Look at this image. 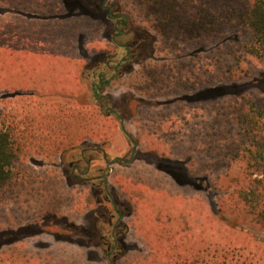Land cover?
<instances>
[{"label": "trees", "instance_id": "16d2710c", "mask_svg": "<svg viewBox=\"0 0 264 264\" xmlns=\"http://www.w3.org/2000/svg\"><path fill=\"white\" fill-rule=\"evenodd\" d=\"M135 4L138 12L128 11L132 18L128 26L132 29L138 23L140 28L147 30V25L142 23L153 17L154 24L152 21L150 28L155 31L156 37L151 51L134 63L136 69L133 67L127 75L113 81L109 89L113 91L110 100L113 97L118 99L117 93L122 91L128 98L127 101L120 100L119 104L127 113L128 120L138 125L139 130L149 128L151 134L161 133L162 136H158L162 139L173 131L181 118L180 111L192 108L206 110L219 104L222 110L221 97H231L230 101H225L229 104L226 107L229 117L224 121V126L229 134L227 140H230L226 145L225 158L238 160L243 171L240 187L233 194L236 200L234 206L238 214L252 218L256 227L264 229V107L252 99L244 98L245 92L257 93V86L243 90L238 95L235 92L245 87H234L250 80L249 73H244L243 69L242 75L234 71L237 67L240 69L241 61L248 55L264 65V0H135L133 6ZM123 23L127 24L126 21ZM178 41L183 45L182 53L179 51L180 46H177ZM209 42L215 46L211 47ZM107 45L112 46L111 42H107ZM192 47H196L195 50H191ZM165 49H168L167 52L160 54ZM178 51L181 54L178 55ZM210 67L214 72H209ZM174 68L183 75L173 73L171 69ZM185 68L188 73L182 71ZM139 79L144 81L145 88L134 85ZM220 85L226 86L223 88L225 91L220 89ZM117 86V90H114ZM169 96L174 97L172 103L185 104H177L170 112L155 109L154 102ZM191 96H197L199 100L202 96H209L211 101L198 107L189 102ZM16 98L21 96L16 94ZM53 104L50 113H55V117H52V125L47 129L45 123L36 118L42 113L27 111L26 106L22 112L11 113L0 109V205L3 200L20 204L16 193L26 191L30 195L26 199L30 207L34 205L35 210L37 207H47L44 213L38 210L35 213L39 214L36 216L39 222L33 226L36 229L34 231L33 228L23 227L20 211H15L19 222L16 229L12 225L3 227L0 221V264H97L86 251L91 247L84 224L87 217L83 211L87 212V205L77 208L69 216L67 205L61 201L64 197V181L59 161L64 152L79 146V143L108 139L110 129L117 128L118 124L113 116L108 115V111H101L87 91L79 95L72 94L64 102ZM218 107L215 110L218 111ZM161 120H168L169 127L164 126ZM78 127L84 128V135H79L81 132ZM206 130L210 131L209 127ZM215 130L214 135L207 134L205 138L211 136L212 140L218 137L219 130ZM190 136H200V131H194ZM138 139H141L140 136ZM222 153L220 157H224ZM144 159L146 166L151 167L152 171L164 172L171 178V184L179 189L191 188L198 182L197 177L188 171L192 157L188 156L181 163L178 159L151 152ZM153 161L156 164L154 166ZM162 163L168 164V167ZM17 188L20 191H16ZM231 195L226 193L220 196L218 204L221 209L225 207L224 197ZM210 204L214 207L213 203ZM1 214L6 217L4 213ZM229 216L233 217L231 214ZM235 220L237 224L242 221ZM226 223L232 231L244 230L229 220ZM183 224V227L173 229L170 241L156 238L161 246L169 243L167 248H157L161 255L167 257L168 264H264V243L252 234L244 240L232 237L222 242L213 239L217 235L210 228L200 229L188 222ZM26 232L32 233L33 237L48 236L63 248H59V254L51 258L40 252L34 256L35 253L28 248L14 247L21 243V237ZM146 244L151 245L152 240ZM177 244L176 248L171 247ZM67 247L70 248L69 253ZM4 256L9 259L4 260Z\"/></svg>", "mask_w": 264, "mask_h": 264}, {"label": "rangeland", "instance_id": "374dc122", "mask_svg": "<svg viewBox=\"0 0 264 264\" xmlns=\"http://www.w3.org/2000/svg\"><path fill=\"white\" fill-rule=\"evenodd\" d=\"M82 1L86 2V5L79 3V0H0V109L4 108L11 113L15 111L22 112V109L26 106L27 111H32L34 114L42 113V116L36 118L44 122L46 128L52 125L50 120L55 117V113H50V110L53 109V103H62L68 96L72 94L79 95L83 91H87L89 95H92V79L88 76V73L78 75L81 70L79 68L84 65L86 58L88 61H93L95 58L102 60L106 54H113L114 49L112 47L109 50L103 48L104 44L114 36V22L107 21L105 12L100 14L94 12L95 0ZM115 2L116 0H111V3ZM120 2H123V0H120ZM134 3L135 0L124 2L123 9L130 20L132 18L128 11L138 12L136 4L133 6ZM153 19V17H149L142 23L147 25V30L140 28L138 23L133 26L136 38H145V36L147 38L143 55L151 51L153 39L156 37L155 31L150 28ZM94 21L97 23L93 27L98 30L95 35L102 36L101 47L98 48L101 50L96 52L97 57L90 53L88 48L90 38L86 36L88 26ZM80 35H84L82 45L78 41ZM209 44H212L211 47L215 46L214 43L209 42ZM181 45L182 43L178 41L177 46H180L179 51L182 53L181 47L183 45ZM195 48L190 49L195 50ZM167 50L165 49L160 54L167 52ZM115 51L119 53L120 58L127 55L123 49H115ZM179 51L178 55L181 54ZM133 64L132 62L128 63L124 67L121 76L127 75L133 67L136 69V64ZM182 64L185 65V62H182ZM99 66H102V64L99 63ZM239 66L240 69L237 67L234 71L239 73L238 75L248 72L250 80L244 82L245 84L242 86L234 85L237 88L245 87L235 93L238 95L243 90L246 91V89L257 86V93L245 92L244 98L252 99L258 105L264 107V65L248 55L241 61ZM186 69L182 71L188 73ZM241 69L245 71L242 74ZM208 70L214 72L211 67ZM171 71L179 75L182 74L177 72V68L171 69ZM134 79L132 78V80ZM134 85L141 88L146 87L144 81L140 79ZM220 87L222 91H225L223 90L226 87L225 85H220ZM117 88L118 86L114 90H117ZM112 92L106 90L101 94L111 97ZM121 92L117 93L118 99L113 97L114 99L109 102L111 110H115L117 115H113L111 110L108 111V114L110 113L114 117L118 127L110 129L108 139L92 143H86L87 141H85L79 143V147L81 149L85 147L96 149L104 146L108 154L107 161H112L115 157L128 160L133 148L129 138L121 131L120 118H122L126 130L139 141L137 152L140 155L146 156L151 152H156L159 156L178 159L181 163L188 156L192 157L193 159L188 165V171L192 176L197 177L198 180L196 181L198 182L191 185V188L181 187L179 189L171 184V178L164 172L152 171L151 167L146 166L145 159L135 161L132 166L118 165L113 167L114 171L109 177L110 190L117 192L124 203L129 205L132 212V218H125L123 221V224L127 225L129 229L120 240L121 247L127 254L121 258L120 264H168L167 257L157 251V248L161 245L157 243L156 238L170 241L174 232L173 229L179 226L183 227V223L187 222L189 225H196L200 229H212V232L217 235V238L213 239L222 242L231 240L232 237H234L233 239L244 240L247 235L252 234L258 241L264 243V229L256 227V222L252 218L238 214L234 206L236 200L233 198V194L240 187L239 180L243 176V171L238 160H233L231 157L225 158L226 145L230 142V140H227L229 134L224 126V121L229 117V111L226 108L229 104L225 101H230L231 97H221V101H223L222 110L219 104L215 106H219L218 111L215 110V107L206 110L192 108L180 111L181 118L174 125L173 131L161 139L158 136H162L159 133L160 131L159 134L154 135L151 134L149 128L139 130L138 125L128 120L127 113L122 110L119 104L120 100L127 101L128 96ZM16 94H19L21 98H16ZM202 97L199 100L197 96H191L189 102L200 107L203 103L211 101L209 96ZM213 98L215 97L213 96ZM34 99H37V101H34ZM173 99L172 96L160 98L157 102H154L155 109H164L170 112L175 109L177 104L180 106L185 104V102L172 103ZM222 113H225V115H221ZM25 117L27 118L28 115H25ZM168 123V120H166L163 125L169 127ZM211 124H214V126H210ZM1 127L2 123L0 122ZM208 127L210 131L206 130ZM215 128L219 130L218 137L212 140H210L211 136L205 138L207 134L214 135ZM78 130L81 132L79 135H84V128L78 127ZM194 131H200V136H190ZM139 136L140 140L138 139ZM220 153L224 157H220ZM90 154L95 155V152H90ZM96 154L101 157L97 165L104 168L105 161L102 153ZM217 156L220 159H215ZM69 159L68 157L67 160L59 161L64 181V188H62L64 197L61 201L67 205L69 216L77 208L87 205V212L83 211V213L87 217L84 224L88 235H85L88 236V243L91 244L90 249H87L88 253H90L93 262L104 261L108 264L100 246L101 237L110 235V230H107L110 227L107 224L106 203L102 199H96L92 196L90 185L83 186V183L79 184L80 181H77L78 177L71 176ZM163 164L168 167V164L162 163L161 165ZM154 165L156 164L153 161L152 166ZM37 186H39V183ZM16 191L20 190L17 188ZM41 191L42 193L45 192L44 190ZM226 193L228 195L232 193V195L224 197L225 207L223 208L227 210L224 213L223 208L221 209V205L218 203L220 196ZM16 194L20 204L17 205L14 201L8 200L1 202V226L8 227V225H12L16 229L19 222L16 219L15 211H20L21 214L19 215L23 227L26 229L33 228V231L36 230L33 226L39 222L36 219L39 214L35 215V213L37 210L44 213L47 207H37L35 210L33 204L30 207L26 202V199L30 198L26 191L17 192ZM39 195H41V192ZM42 199L46 200L44 197ZM47 200L49 202L50 198ZM210 203L214 204L216 210L211 207ZM108 207L110 208V205ZM228 214L233 215V217ZM235 219L242 221L237 224ZM226 220H229L232 224L236 223L238 227H243L244 230L232 231ZM151 240L152 244L147 246L146 242ZM168 244H163L164 246L161 247L167 248ZM177 246L178 244L171 247L174 249ZM14 247H20V249L51 247L57 254H59L58 249L63 248V246L51 241L48 236L28 238L14 245ZM67 248L66 251L69 253L70 248ZM3 259L8 260L9 257L4 256Z\"/></svg>", "mask_w": 264, "mask_h": 264}, {"label": "flooded vegetation", "instance_id": "af4514ba", "mask_svg": "<svg viewBox=\"0 0 264 264\" xmlns=\"http://www.w3.org/2000/svg\"><path fill=\"white\" fill-rule=\"evenodd\" d=\"M95 1L96 4L93 6L94 12L96 14L105 12L107 21L114 22V36L111 38V40H109L114 51L113 54H106L102 58V60H99V58H95V60L89 61L82 72L83 74L88 73V76L92 79V96L94 97L97 106H99L101 111H110V96H106L101 93L110 89L113 81L118 79L121 74H123L124 67L128 63H136L140 59V57L143 55L142 53L144 48H146L145 43L147 42V38L146 36L145 38H136L133 28L131 29L128 26L129 24H131V20L128 14L125 13L122 7V2H120V0H116L115 3H111V0ZM80 2L83 5H86V2L84 3V1L79 0V3ZM123 21H126L127 24L125 25ZM111 47H108V50ZM115 49H123L126 51L127 55L124 58H120L119 53L115 51ZM99 63L102 64L103 67L99 66ZM114 111L115 110H111L112 113ZM108 115L112 116L110 113ZM113 115L115 114L113 113ZM120 121L121 128L122 125L125 124L123 123L122 118H120ZM127 133L131 135L128 131ZM126 136L129 138L133 148L128 160H125L122 157H115L112 161H107L108 154L104 146L97 147L96 149H93L92 147H85L81 149L79 146H77L64 152L60 157L61 160H67L69 157L71 176L78 177L77 181H80L79 184L83 183V186L90 185V187L92 188V196L96 199H102V201L106 203L105 208L107 215V224L110 227V229L107 230H110V235L101 237L102 242L100 243V246L102 247L101 250L103 254L107 258L108 264H120L121 258L127 255L121 247L120 240L123 234H125L129 229L127 225L123 224L124 219L132 218V212L129 205L127 203H124L117 192H113L110 190L109 177H111L112 172L114 171L113 167H116L118 165L125 167L132 166L135 161L144 159V156H140V153L137 152L139 141L132 135L131 136L133 137V140H131L128 135ZM134 143H137L136 147ZM93 151L95 152V155L90 154V152ZM96 153H102L103 160L105 161L104 168H101L97 165V163L101 160V157ZM115 159L116 162H114V164H110ZM108 204L110 205V208L108 207ZM32 237V233L26 232L21 237V242ZM90 246H88L87 248H89ZM30 250L35 253L34 256L38 255L36 254L38 252L44 254L45 256L48 255L51 258L52 256H57V253L51 247H38L36 249ZM86 251L87 253L89 252L88 250ZM97 264L106 263L104 261H99V263Z\"/></svg>", "mask_w": 264, "mask_h": 264}, {"label": "crops", "instance_id": "0c3cea01", "mask_svg": "<svg viewBox=\"0 0 264 264\" xmlns=\"http://www.w3.org/2000/svg\"><path fill=\"white\" fill-rule=\"evenodd\" d=\"M93 20H95V19H93ZM95 23H97L96 21H94V23H91L89 26H88V34H86V36L88 37V38H90V41H89V46H88V48L90 49V53H92L93 55H94V57H97L98 55L96 54V52H99L101 49H98L99 47H101L100 46V42H101V40H102V36L101 35H95V33L98 31L95 27H93L94 25H95ZM98 25H99V23H98ZM84 35H80V37H79V42H80V44L82 45L83 43H84V41H82V37H83ZM88 42V41H87ZM92 47H91V46ZM108 47H110V46H108L107 45V43H105L104 44V50L105 49H107ZM92 48H95V49H92ZM88 59L86 58V62L84 63V65L83 66H81V68H79V69H81L79 72H78V75L80 74V76L83 74V69H84V67L88 64ZM84 92V91H83ZM109 138V137H108ZM95 142V141H94Z\"/></svg>", "mask_w": 264, "mask_h": 264}, {"label": "water", "instance_id": "95a60500", "mask_svg": "<svg viewBox=\"0 0 264 264\" xmlns=\"http://www.w3.org/2000/svg\"><path fill=\"white\" fill-rule=\"evenodd\" d=\"M113 113H114L115 115H117V113H116L115 111H114ZM121 130H122L126 135H128V136L130 137L131 140H133V137L127 133V130H126L125 125H122ZM134 145H135V147H136V146H137V143H134ZM114 162H116V159H115L112 163H110V164H114Z\"/></svg>", "mask_w": 264, "mask_h": 264}]
</instances>
